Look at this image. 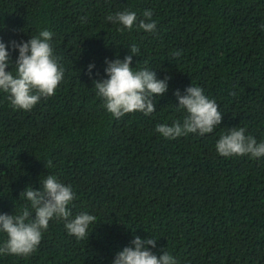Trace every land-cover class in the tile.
<instances>
[{
  "label": "trees",
  "instance_id": "obj_1",
  "mask_svg": "<svg viewBox=\"0 0 264 264\" xmlns=\"http://www.w3.org/2000/svg\"><path fill=\"white\" fill-rule=\"evenodd\" d=\"M148 9L155 32L136 26ZM124 10L137 14L132 30L106 19ZM262 25L264 0H0V38L12 60L19 52L11 41L47 29L64 69L54 95L30 111L0 91V214L32 211L21 192L54 175L76 193L73 217H96L82 240L52 219L34 253L0 255V264H111L136 236L157 239L147 247L179 264H264V156L216 150L232 127L264 141ZM133 44V70L170 77L169 88L154 97L152 114L117 119L93 80L107 78L106 59H123ZM192 84L223 120L212 133L166 139L156 126L183 120L175 92ZM6 239L0 232V245Z\"/></svg>",
  "mask_w": 264,
  "mask_h": 264
},
{
  "label": "clouds",
  "instance_id": "obj_2",
  "mask_svg": "<svg viewBox=\"0 0 264 264\" xmlns=\"http://www.w3.org/2000/svg\"><path fill=\"white\" fill-rule=\"evenodd\" d=\"M145 19L139 20V29L147 32L156 31V22L152 20L153 12L148 9L143 13ZM86 17H81L86 22ZM108 21L132 30L137 22L134 11L124 10L106 17ZM264 29V25L261 26ZM53 33L47 29L32 36L29 40L11 41L13 50L19 55L15 61L11 58L8 45L0 38V91L8 94L11 105L16 109L30 111L43 98L54 95L56 88L64 77V69L59 58L54 56L50 44ZM129 55L123 59H106L105 73L107 78L94 79L96 95L103 100V106L115 118L119 119L128 113L141 112L150 115L156 111L154 97L167 93L170 77L160 79L155 70L143 68L133 70V54L139 55L137 45H131ZM182 55V50L174 52L175 57ZM15 70H7L9 66ZM94 64L88 67L92 76ZM178 103L177 110H184L183 120H175L171 125L157 124L155 131L166 139H176L196 133L203 136L212 133L221 124L223 114L218 110L215 100L205 95L201 87L188 86L184 94L175 92ZM243 127L229 128L216 142V150L223 157L250 155L253 158L264 156V141L246 135ZM51 167V161L46 163ZM21 198L30 201L32 211L25 207L22 213L0 214V232L6 233V241L0 245V255H16L28 257L34 253L42 239L43 232L49 227L52 219L65 222L69 235L78 240L89 237L88 229L96 221V217L82 212L73 217L70 205L76 197L71 185L60 182L56 176L47 175L40 179V188L29 185L20 194ZM34 212V216H33ZM157 239L136 236L131 245L119 251L111 264H179L170 253L164 251L157 256L148 245L156 247Z\"/></svg>",
  "mask_w": 264,
  "mask_h": 264
}]
</instances>
